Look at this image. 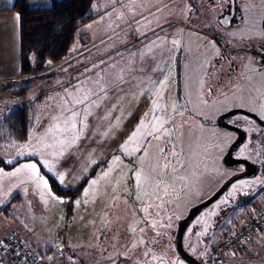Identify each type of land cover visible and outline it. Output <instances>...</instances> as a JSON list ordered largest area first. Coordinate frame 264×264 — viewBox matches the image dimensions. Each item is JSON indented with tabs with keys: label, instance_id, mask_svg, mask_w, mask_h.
<instances>
[{
	"label": "rangeland",
	"instance_id": "obj_1",
	"mask_svg": "<svg viewBox=\"0 0 264 264\" xmlns=\"http://www.w3.org/2000/svg\"><path fill=\"white\" fill-rule=\"evenodd\" d=\"M230 1L93 0V16L80 26L63 61L52 65L56 69L49 74L24 81L17 79L18 23L14 29L10 26L7 36H0V78H7L0 80V95L18 106L21 97L29 100L47 89L31 99L28 138L0 144V159L12 164L0 169V208L19 196L0 214V245L5 239L21 242L24 236L37 255L49 250L43 259L48 264H190L176 250L179 222L244 168L241 163H224L237 134L221 127L218 116L245 107L240 109L264 118V67L254 64L258 62L253 53L242 69L238 54L230 50L241 48V57L249 52L247 47L256 51L264 45V0H233L240 8V21L224 29L230 26L221 23L222 6ZM223 56L228 62L225 71L218 67ZM221 72L227 76L221 77ZM230 76L233 81L228 83ZM162 80L166 86L160 88ZM20 87H27L24 93ZM85 95L87 101L75 104ZM154 101L155 111H150ZM74 110L77 115L69 120ZM173 119L181 155L168 133ZM225 120L245 133L232 155L259 161L264 126L252 130V119L239 111ZM141 121L146 127L127 144L126 152L121 150ZM73 122L75 129L70 127ZM117 156L119 161L113 159ZM44 159L54 165L51 171L40 168L48 188L38 177L30 179L27 170L9 175L22 164ZM110 165L109 175L103 177ZM253 175L237 178L194 212L182 237L191 256L207 261L227 222L264 206V189L247 210L237 203L255 194L252 187L258 181ZM50 178L77 194H57ZM92 180L98 182L92 185ZM237 254L224 264H264V232Z\"/></svg>",
	"mask_w": 264,
	"mask_h": 264
},
{
	"label": "trees",
	"instance_id": "obj_2",
	"mask_svg": "<svg viewBox=\"0 0 264 264\" xmlns=\"http://www.w3.org/2000/svg\"><path fill=\"white\" fill-rule=\"evenodd\" d=\"M92 2L93 0H53L49 6L39 7V10H37V8H26L24 0H14L10 9L19 12L21 16L19 21V80L24 81L32 77L49 74L52 65H57L63 61L80 26L92 18L90 12ZM48 61H51V63H48ZM24 88L27 87L18 88L20 93L25 92ZM5 101L3 103H9V105L0 112V144L7 142L21 143L28 138L32 103L25 104L28 99L24 97H21L19 101L22 105L18 106H15L11 100ZM11 165V163H6L0 159V169H7ZM50 183L57 194H77L75 190L66 191L59 188L52 178H50ZM18 197V195H14L6 202L0 208V214L8 212L10 205L18 200ZM252 200V196H248L246 200H239L237 203L244 207L243 210H247L252 205ZM229 208H234V205ZM255 213L256 211L251 215L241 216L240 220L233 219L237 222L234 227H237L240 222L250 219ZM223 234L225 232L221 235ZM21 242H25L26 245L31 247L26 237L23 236ZM12 243L13 241L5 239L3 244ZM243 246L236 248L233 254L236 252L239 255L243 250ZM9 251L10 248L1 247L0 245V255L2 253L8 254ZM48 254L49 250H42L38 256L44 259ZM226 259H222L219 264H224ZM204 264H208V261H205Z\"/></svg>",
	"mask_w": 264,
	"mask_h": 264
},
{
	"label": "built area",
	"instance_id": "obj_3",
	"mask_svg": "<svg viewBox=\"0 0 264 264\" xmlns=\"http://www.w3.org/2000/svg\"><path fill=\"white\" fill-rule=\"evenodd\" d=\"M2 105L4 103L0 102V107ZM263 229L264 206L257 210L250 219L240 222L237 227L228 228L225 234L213 243L209 254H207L208 264H219L222 259L230 257L236 248L251 240ZM1 247L10 248V251L8 254L0 255V264H47L25 242L13 241L8 245L2 243Z\"/></svg>",
	"mask_w": 264,
	"mask_h": 264
},
{
	"label": "water",
	"instance_id": "obj_4",
	"mask_svg": "<svg viewBox=\"0 0 264 264\" xmlns=\"http://www.w3.org/2000/svg\"><path fill=\"white\" fill-rule=\"evenodd\" d=\"M263 26H264V18H263ZM175 71H176V95H177V100H179L181 97V53L179 51L175 55ZM236 111L243 112L246 115H249L255 119L258 118L256 114L246 111L244 109H236ZM231 113L232 112H226L220 114L217 118V122L221 127L230 128L233 131H235L237 134L235 140L230 144L226 153L224 154L223 161L226 165H231L233 163H241L244 166V168L241 171L227 178L221 184V186L211 196L206 198L203 202L193 206L189 210L188 214L179 222V226L175 234L176 250L178 254L190 264H204V263H202L200 260L196 259L195 257L191 256L183 247L182 237L188 220L193 216L194 212H196L197 209L204 207L205 205L209 204L214 199H216L231 182H233L237 178L247 175H252L256 169V165L250 162L249 160H246L244 158H236L232 155V148L243 140L245 133L243 129H241L240 127L236 125H232L225 120V116ZM259 123H261V125H264V121L263 122L259 121Z\"/></svg>",
	"mask_w": 264,
	"mask_h": 264
},
{
	"label": "flooded vegetation",
	"instance_id": "obj_5",
	"mask_svg": "<svg viewBox=\"0 0 264 264\" xmlns=\"http://www.w3.org/2000/svg\"><path fill=\"white\" fill-rule=\"evenodd\" d=\"M222 15H223V22H221L223 25H229L230 26V28H224V29H231L232 28V26H236V25H238V21H239V19H240V17H241V11H240V8H239V6L238 5H236V3L233 1V0H231L230 1V3H227V4H223V6H222ZM228 19H230V20H232L231 22L229 21L228 23H227V21L226 20H228ZM236 20V21H235ZM222 24H220V25H222ZM222 27V26H221ZM249 50V52H245L244 53V56H241L240 57V54H239V50H241V48H239V47H237V46H234V47H231L230 48V50H231V53H234V52H236L237 54H238V58H237V64H238V62L240 61L241 62V64H242V69H244L245 67H247V62H248V57L251 55L252 56V54L254 53V58H253V60L254 61H257L258 63H254L256 66H258V65H261V66H263L264 67V55H263V57H262V55H261V53L262 54H264V52H262V51H257V52H255V49H253V48H250V47H247ZM262 49V48H261ZM213 56H215L216 57V53H214L213 54ZM218 61H219V64H218V67H221V68H225L223 71H225L226 69H227V67H228V62H226V59H225V57L223 56V57H220L219 59H218ZM260 68V67H259ZM220 76L222 77V76H227V75H225L224 74V72H221L220 73ZM220 81H221V79H218V80H216L215 82H217L216 84H215V86L217 87L218 86V84L220 83ZM228 83H231L232 81H233V77L232 76H230L229 78H228ZM236 87H240L239 85L238 86H236ZM235 87V88H236ZM234 88V89H235ZM233 90V89H232ZM181 98V97H180ZM177 102H180V99L179 100H177ZM240 108H245V107H240ZM239 108V109H240ZM246 110V109H245ZM248 110V109H247ZM234 111H236V109H231L230 111H228V112H234ZM251 112V111H250ZM224 113H226V112H224ZM231 113V114H232ZM242 114H244V115H246L245 113H243V112H241ZM253 113V112H252ZM223 114V113H222ZM255 114V113H254ZM228 115H230V114H228ZM257 115V114H256ZM246 116H248L250 119H252L251 120V122L252 123H254V126H253V129L252 130H256L257 129V127H259L260 125H261V123H259V121H264V118H261V117H259L258 115H257V119H255V118H253V117H251V116H249V115H246ZM226 117L227 116H225V119H226ZM175 120L173 119L171 122H170V124L168 125V133H169V135L172 137V144H171V146L173 147V149H175V151H176V153L178 152V154H182L181 153V151H180V146L178 145V143H177V141L175 140V137H176V129H175V127H174V125H173V122H174ZM251 123V124H252ZM261 126H264V125H261ZM233 149V148H232ZM184 155V154H183ZM257 158H258V160L259 161H250V162H252V163H254L255 165H256V169H255V172L253 173L254 175H253V177L255 178V179H257L256 181H258V184H257V186H255V187H252L253 189H256V191H255V194H252L251 196H252V198L255 196V195H257L259 192H261V190H263L264 189V150L262 151V153L260 154V155H258L257 156ZM244 167V166H243ZM176 243V242H175ZM196 259H198V260H200V261H202L200 258H196ZM202 263H204L203 261H202Z\"/></svg>",
	"mask_w": 264,
	"mask_h": 264
},
{
	"label": "snow or ice",
	"instance_id": "obj_6",
	"mask_svg": "<svg viewBox=\"0 0 264 264\" xmlns=\"http://www.w3.org/2000/svg\"><path fill=\"white\" fill-rule=\"evenodd\" d=\"M9 3H12V0H9ZM33 3H34V0H28V6H32ZM37 10H39V9L37 8ZM46 10H47V9H46ZM14 19L17 21V23H19V21H20V19H21V16H20V13H19V12H17V13L15 14ZM48 63H51V61H48ZM165 86H166V81H165V80L160 81V88H163V87H165ZM157 95H159V89L157 90ZM87 100H88V96L85 95V96L83 97V99H75V104H82V103H84V102L87 101ZM67 102H68V101H66V103H67ZM155 108H156V103H155V101H154V102H153V108L150 109V111H155ZM65 110H67V109H65ZM87 114H89V113H88L87 108H86V109H85V115H87ZM76 115H77V112L74 110V111L72 112V116L69 117V120H73V121H74ZM145 115L147 116L148 114L145 113ZM53 119L55 120L56 117H53ZM154 119H155V118H154ZM81 123H83V121H81ZM70 127H71L72 129H75V128H76V124L73 122V123H71ZM144 127H146V125H144V122L141 121L140 125L137 126V130L134 131V132L132 133V135L129 137V140H128V141H125V144H123V145L120 146V147H121V150H123V151L126 152V151H127V147H126L127 144H128L133 138L137 137L138 132L140 131V129H141V128H144ZM49 131H51V129H49ZM81 131H82V129H81ZM153 131H156V126H155V125H153ZM75 138H76V137L74 136V137H73V142H75ZM61 143H63V141H61ZM34 155H35V153H34ZM113 159L116 160V161H119V160H120V157L117 156V157H114ZM41 167L47 168L49 171H51L52 168L54 167V165H53L48 159H44L43 161H35V162H32V163L22 164L19 168L15 169V171H14L13 173H10L9 175H15V174L21 172L22 170H27V171L30 173V179H32V178H37V177H38V180L43 182V186H44V188H48V187H49L48 180L45 179L43 175H40V168H41ZM110 171H111V165L109 166V171L103 173V177H107V176L109 175V172H110ZM139 176H140V173L137 172V177H139ZM59 179H60V180H63V175H62V174H61V176L59 177ZM97 182H98L97 180H92L90 183H91L92 185H95ZM85 192H87V189L85 190ZM54 198H55V197H54ZM131 230H132L133 232H135V229H134V228H132ZM140 231L143 232L144 230L141 229ZM139 243H140V244H143L144 241L141 239V240L139 241ZM135 247H136V244H133V245H132V248L134 249ZM145 254H147V253H145Z\"/></svg>",
	"mask_w": 264,
	"mask_h": 264
},
{
	"label": "crops",
	"instance_id": "obj_7",
	"mask_svg": "<svg viewBox=\"0 0 264 264\" xmlns=\"http://www.w3.org/2000/svg\"><path fill=\"white\" fill-rule=\"evenodd\" d=\"M52 1H53V0H34V3H33L32 6H28V0H24V3H25V7H26V8H30V9H31V8L47 7V6H49V5L51 4ZM13 2H14V0H12V3H9V0H0V36H2V37L7 36V35L9 34V29H10V26H11V25H12V27H13V29H14V23L17 24V21L14 19V16H15V14H16L17 12H16L15 10L10 9V7H11L12 4H13ZM92 16H93V15H92ZM18 35H19V23H18ZM260 47H261L262 49H260ZM257 51H262V52H264V45H260V46H259V49H258ZM257 51H255V52H257ZM261 55H262V57H263L264 54L261 53ZM258 67L262 68L263 66L258 65ZM55 69H56V67H51L49 71H53V70H55ZM19 78H20V77H17V79H19ZM2 79H7V78H0V80H2ZM45 90H47V89L41 90L40 92H43V91H45ZM40 92H39V93H40ZM39 93L33 95L34 98H35ZM33 96L30 97V98L32 99ZM37 98H38V97H37ZM1 99H3V100H7L6 97H2V96L0 95V100H1ZM31 99H29L25 104H28V103L30 104V103H32L33 101H31ZM7 101H8V100H7ZM0 102H1V101H0ZM25 104H23V105H25ZM227 223H229L230 226L232 227L231 224L234 223V221L231 220V221H229V222H227ZM227 223H226V226L223 227V229L220 231L221 234L224 233V232H226L227 228H229V224H227ZM236 223H237V222L235 221V224H236ZM234 226H235V225H234ZM260 232L263 233L264 230H263V231H260ZM221 234H220V235H221ZM257 234H258V233H257ZM220 235H219V237H220ZM255 235H256V234H255Z\"/></svg>",
	"mask_w": 264,
	"mask_h": 264
}]
</instances>
